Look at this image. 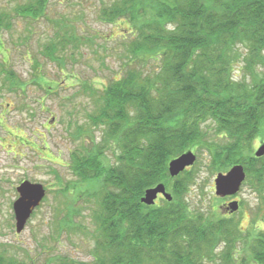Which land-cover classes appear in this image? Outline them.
<instances>
[{"label": "trees", "instance_id": "1", "mask_svg": "<svg viewBox=\"0 0 264 264\" xmlns=\"http://www.w3.org/2000/svg\"><path fill=\"white\" fill-rule=\"evenodd\" d=\"M48 2L28 0L16 13L38 20ZM97 18L131 19L133 29L105 47V36L79 33L76 21L56 15L41 51L61 67L86 45L121 58L120 76L102 89L85 83L94 108L87 112L89 129H76L90 140L71 152L77 193L93 214L95 249L86 264H235L239 245L264 264V229L248 238L232 218L191 213L182 198L191 171L175 177L168 171L170 160L199 149L215 131L224 139L207 144L211 165L223 170L242 163L244 183L264 210V155L245 153L264 130V0H111L99 6ZM9 20L0 10V29ZM159 182L174 199L143 203L145 190ZM57 259L44 264H68ZM24 263L1 249L0 264Z\"/></svg>", "mask_w": 264, "mask_h": 264}, {"label": "rangeland", "instance_id": "2", "mask_svg": "<svg viewBox=\"0 0 264 264\" xmlns=\"http://www.w3.org/2000/svg\"><path fill=\"white\" fill-rule=\"evenodd\" d=\"M110 1L49 0L47 15L33 20L16 13L17 6L28 0H0V10L7 12L10 19V26L0 29V252L5 247L8 255L26 264H44L55 255L58 263L86 264L93 260L92 208L77 193L81 184H77V176L71 170V152L81 142L90 140L89 132L76 129L78 126H83L81 131L89 129L87 112L94 108V101L84 91L85 83L102 89L120 76L121 58L100 46L86 45L80 48V53L65 58L66 65L61 67L41 51L55 31L50 20L56 15L76 21L79 33L105 36V47L114 45L132 31L133 21L127 18L112 23L100 21L98 8ZM10 73L14 81L8 77ZM236 74L239 78L243 74V62L236 65ZM213 132V139L210 135L199 149H191L197 158L188 167L192 179L182 198L191 213L204 218L219 219L228 212L234 213L231 218L239 222L246 236H256L264 229V210L259 208V197L251 183H244L236 194L240 207L235 212L228 208L230 202L226 198L216 195L214 180L218 173H226L239 163L223 170L214 169L207 144L212 140L222 143L224 138ZM263 141L264 130L245 153L255 156L256 147ZM26 179L42 183L47 196L18 233L13 203L18 197L17 186ZM167 190L174 199L173 190L170 187ZM166 200L160 196L156 204H164ZM217 252L220 253L219 247ZM250 252L239 245L233 253L235 264H259Z\"/></svg>", "mask_w": 264, "mask_h": 264}, {"label": "water", "instance_id": "3", "mask_svg": "<svg viewBox=\"0 0 264 264\" xmlns=\"http://www.w3.org/2000/svg\"><path fill=\"white\" fill-rule=\"evenodd\" d=\"M264 155V141L255 150V156ZM196 154L189 149L184 151L179 156L174 157L168 164V171L171 177L179 175L187 167L193 165L196 161ZM246 179V171L242 164H235L226 173L220 172L214 180L216 195L226 197L228 195L237 194L243 182ZM18 197L13 203L15 214V230L20 233L24 230L28 220L32 216L34 210L41 205L45 195L46 188L40 182H32L28 179L23 180L16 188ZM159 194H163L168 201L173 199L172 194L168 192L165 182H159L151 187H148L141 197V201L147 205H153L156 202ZM240 203L238 200H233L229 203L231 212L239 209Z\"/></svg>", "mask_w": 264, "mask_h": 264}, {"label": "flooded vegetation", "instance_id": "4", "mask_svg": "<svg viewBox=\"0 0 264 264\" xmlns=\"http://www.w3.org/2000/svg\"><path fill=\"white\" fill-rule=\"evenodd\" d=\"M160 196H162L161 194H159V197ZM236 195H228V196H226V197H223L224 199L226 198V201H228V203L229 202H231V201H233V200H236V197H235ZM234 213H230V212H228V213H226L225 215H226V217L227 218H231V216L233 215Z\"/></svg>", "mask_w": 264, "mask_h": 264}]
</instances>
